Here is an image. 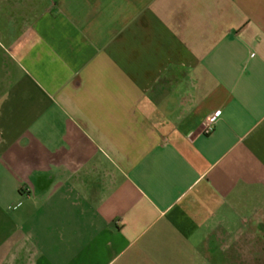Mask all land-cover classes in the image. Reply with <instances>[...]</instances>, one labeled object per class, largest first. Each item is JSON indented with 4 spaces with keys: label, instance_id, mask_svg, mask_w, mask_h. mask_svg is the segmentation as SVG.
<instances>
[{
    "label": "crops",
    "instance_id": "0c3cea01",
    "mask_svg": "<svg viewBox=\"0 0 264 264\" xmlns=\"http://www.w3.org/2000/svg\"><path fill=\"white\" fill-rule=\"evenodd\" d=\"M0 264H264V0H0Z\"/></svg>",
    "mask_w": 264,
    "mask_h": 264
},
{
    "label": "built area",
    "instance_id": "2783aa9c",
    "mask_svg": "<svg viewBox=\"0 0 264 264\" xmlns=\"http://www.w3.org/2000/svg\"><path fill=\"white\" fill-rule=\"evenodd\" d=\"M217 119H218L217 113H213L206 118L202 126V131L204 134H209L214 130Z\"/></svg>",
    "mask_w": 264,
    "mask_h": 264
}]
</instances>
